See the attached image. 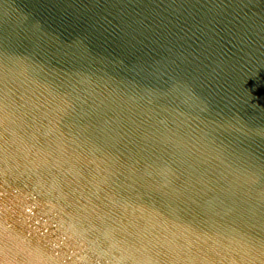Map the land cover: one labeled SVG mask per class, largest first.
Segmentation results:
<instances>
[{
    "label": "water",
    "instance_id": "1",
    "mask_svg": "<svg viewBox=\"0 0 264 264\" xmlns=\"http://www.w3.org/2000/svg\"><path fill=\"white\" fill-rule=\"evenodd\" d=\"M0 264H264V0H0Z\"/></svg>",
    "mask_w": 264,
    "mask_h": 264
}]
</instances>
